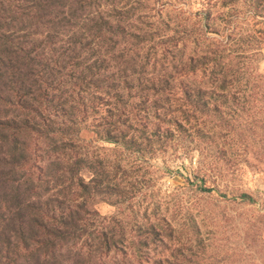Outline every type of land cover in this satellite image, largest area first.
Instances as JSON below:
<instances>
[{"label":"trees","instance_id":"1","mask_svg":"<svg viewBox=\"0 0 264 264\" xmlns=\"http://www.w3.org/2000/svg\"><path fill=\"white\" fill-rule=\"evenodd\" d=\"M178 3L0 0V104L12 114L0 119V143L3 148L13 138L12 162L3 163L25 173L18 181L9 179L15 172L0 173V186L10 189L0 205V264H113L121 256L140 262L151 246L174 241L166 218L139 243L127 238L122 224L98 229L88 218L95 194L125 193L117 182L123 167L96 161L97 175L87 183L79 142L82 124L101 113L100 138L136 155L147 152L146 141L167 151L191 132L194 96L179 82L207 73L211 60L205 54L196 63L184 54L178 61L181 45L201 42L189 30L190 19L175 11ZM179 90H185L181 108ZM152 93L160 99L152 101ZM198 95L205 110L203 90ZM31 134L47 141L43 168L30 165L23 138ZM130 185L122 194L127 200L139 182Z\"/></svg>","mask_w":264,"mask_h":264},{"label":"rangeland","instance_id":"2","mask_svg":"<svg viewBox=\"0 0 264 264\" xmlns=\"http://www.w3.org/2000/svg\"><path fill=\"white\" fill-rule=\"evenodd\" d=\"M178 1L183 3L175 4V11L190 19L195 39L201 37L198 44L181 45L178 61L184 54L196 63L205 54L211 60L207 73L178 81L194 96L192 130L167 151L146 141L147 152L136 155L124 144L102 140L97 133L102 113L91 116L80 127L79 152L85 160L81 176L89 183L97 175L92 164L106 161L123 167L117 182L125 193H120L128 194L131 182L139 186L131 191L133 200L122 194H95L94 215L88 218L99 230L112 231L122 224L127 238L136 243L147 239V230L159 219L172 222L173 242L151 246L140 262L121 256L113 264H153L171 255L176 264H264V3ZM207 25L209 30L204 29ZM184 93H176L178 108ZM151 98L156 101L160 96L152 93ZM6 112L0 104L2 121L12 119ZM23 140L28 143L30 165L45 167L47 141L33 134ZM9 141L3 148L0 143V173L15 172L9 179L18 181L23 172L14 163H3L12 162L13 152L8 151L13 138ZM133 163L138 164L137 171L132 170ZM8 192L0 186V205Z\"/></svg>","mask_w":264,"mask_h":264}]
</instances>
